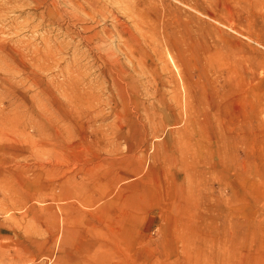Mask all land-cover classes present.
Here are the masks:
<instances>
[{"label":"rangeland","instance_id":"1","mask_svg":"<svg viewBox=\"0 0 264 264\" xmlns=\"http://www.w3.org/2000/svg\"><path fill=\"white\" fill-rule=\"evenodd\" d=\"M0 264H264V0H0Z\"/></svg>","mask_w":264,"mask_h":264}]
</instances>
